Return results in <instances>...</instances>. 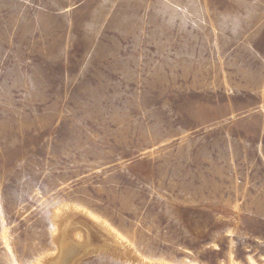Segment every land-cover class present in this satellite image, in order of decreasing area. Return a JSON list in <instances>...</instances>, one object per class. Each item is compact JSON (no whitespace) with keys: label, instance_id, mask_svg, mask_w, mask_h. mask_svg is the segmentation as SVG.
Here are the masks:
<instances>
[{"label":"rangeland","instance_id":"obj_1","mask_svg":"<svg viewBox=\"0 0 264 264\" xmlns=\"http://www.w3.org/2000/svg\"><path fill=\"white\" fill-rule=\"evenodd\" d=\"M70 216L59 264H264V0H0V264Z\"/></svg>","mask_w":264,"mask_h":264},{"label":"bare ground","instance_id":"obj_2","mask_svg":"<svg viewBox=\"0 0 264 264\" xmlns=\"http://www.w3.org/2000/svg\"><path fill=\"white\" fill-rule=\"evenodd\" d=\"M78 211L85 216L86 219H90L95 225L100 227L105 234L114 233L113 229L107 223L101 221L90 212L82 209H78ZM92 235H95V231L89 225L84 224V222H77L73 216H70L62 228H60L59 225L57 226L54 233V239L58 244L57 252L48 253L39 261H41V264H59L58 259L61 257L63 260L66 259V262H69L72 258L79 257L85 247L97 241L98 238L96 236L93 238ZM88 237H90L89 243L85 242ZM57 255L58 257L56 258ZM157 263L160 264L161 262H156L155 264ZM163 263L173 264L164 261Z\"/></svg>","mask_w":264,"mask_h":264}]
</instances>
